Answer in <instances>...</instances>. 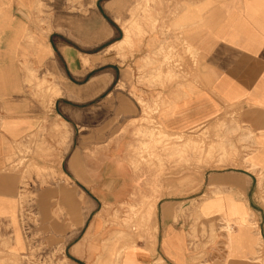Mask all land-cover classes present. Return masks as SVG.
<instances>
[{
    "label": "crops",
    "instance_id": "1",
    "mask_svg": "<svg viewBox=\"0 0 264 264\" xmlns=\"http://www.w3.org/2000/svg\"><path fill=\"white\" fill-rule=\"evenodd\" d=\"M37 1L0 0V264H260L264 188L255 174L215 171L157 197L125 147L144 105L169 134L192 132L229 106L264 116V0H156L146 18L155 28L133 34L132 47L123 23L137 0H105L95 25L49 33L31 23ZM251 120L264 129V118ZM57 133L68 135L66 178L21 202L17 148L56 146ZM143 197L153 200L154 236L105 252L107 213Z\"/></svg>",
    "mask_w": 264,
    "mask_h": 264
},
{
    "label": "rangeland",
    "instance_id": "2",
    "mask_svg": "<svg viewBox=\"0 0 264 264\" xmlns=\"http://www.w3.org/2000/svg\"><path fill=\"white\" fill-rule=\"evenodd\" d=\"M104 1L38 0L34 8L29 10L31 23L48 33L53 29L62 31L64 26L69 27L74 22L79 29L88 19L95 25L100 13H103ZM34 2L35 0H29L28 5L31 7ZM155 4L156 0H137L136 7L130 8L125 16L130 20L123 23L126 46L132 47L130 37L133 34L143 35L150 27L155 28L158 20L150 22L146 19L154 12ZM124 24H130L131 33L127 32L128 28ZM190 55L193 57L194 53ZM170 58L172 63L179 57L170 56L167 62ZM179 64H175L174 69L182 67ZM142 111V119L137 121L139 127L126 139L129 145L125 148L135 172L142 175L140 181L145 190L154 191L158 197L164 186H173L174 189L180 185L196 186L201 183L199 177L233 168L255 174V186L264 188V129L257 130L251 120L264 116L255 113L253 108L245 105L229 106L222 116L186 134H169L159 126L156 108L144 105ZM56 135L60 137L56 146L52 142H32L33 145L17 148L11 169L21 172L23 177L21 202H36V195L31 188L57 186L66 178L61 168L64 159H67L65 150L68 135ZM46 136L45 134L44 137ZM119 136L111 142H119L122 135ZM52 137L55 138L53 135ZM106 149L110 151V146H106ZM123 149V146H119L110 153H121ZM134 201L135 204L123 206L105 216L107 234L102 239L105 252L120 255L124 248L138 245L139 241H146L154 236L155 214L150 210L152 198L143 197L140 201ZM258 201L264 207V193L258 196ZM262 219L264 223V215ZM226 230L229 233L233 231L232 228ZM255 256L260 264H264V243L259 245Z\"/></svg>",
    "mask_w": 264,
    "mask_h": 264
},
{
    "label": "bare ground",
    "instance_id": "3",
    "mask_svg": "<svg viewBox=\"0 0 264 264\" xmlns=\"http://www.w3.org/2000/svg\"><path fill=\"white\" fill-rule=\"evenodd\" d=\"M124 27L127 29L128 28V30H127V32H129V33H131V29H130V24H124ZM133 28V27H132ZM165 33V32H164ZM156 41V40H155ZM52 89V88H51ZM57 91V90H56ZM52 92V91H51ZM58 92V91H57ZM55 94V93H54ZM58 94V93H57ZM55 96V95H54ZM202 176V175H201ZM199 180H200V177H199ZM153 205L151 206V208L153 209ZM248 220V219H247Z\"/></svg>",
    "mask_w": 264,
    "mask_h": 264
}]
</instances>
